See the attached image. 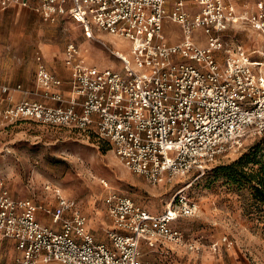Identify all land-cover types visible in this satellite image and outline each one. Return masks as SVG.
Masks as SVG:
<instances>
[{"label":"built area","instance_id":"obj_1","mask_svg":"<svg viewBox=\"0 0 264 264\" xmlns=\"http://www.w3.org/2000/svg\"><path fill=\"white\" fill-rule=\"evenodd\" d=\"M28 7L57 23L68 17L122 62V70L81 62L72 42L64 51L70 68V97L63 80L35 54L34 79L47 99L0 98V120H31L48 126L91 132L110 147L131 171L151 184L171 181L237 150L247 136L264 132V53L259 64L242 46L223 37L239 22L251 23L264 37V0L258 12L237 10L236 0H0V10ZM181 28L167 40L164 22ZM201 27L206 45L194 40ZM96 31L130 41L129 55L113 49ZM259 65V66H258ZM20 87V86H18ZM8 93L9 87L2 86ZM107 189L103 203L111 227L97 240L82 209L64 195L51 208L31 197H16L0 180V238L15 246L10 264H151L142 244L184 243L173 221L193 214L196 204L177 192L165 211L152 214L131 197ZM44 211L51 220L39 216ZM185 245L199 250L192 242Z\"/></svg>","mask_w":264,"mask_h":264},{"label":"rangeland","instance_id":"obj_2","mask_svg":"<svg viewBox=\"0 0 264 264\" xmlns=\"http://www.w3.org/2000/svg\"><path fill=\"white\" fill-rule=\"evenodd\" d=\"M258 1L236 0L237 10L244 15L256 13ZM12 17L13 14L7 15L3 26L5 30L15 31L19 39L15 44L0 40V84L21 83L25 89H33L35 50H44L42 46L47 45L49 54L45 52V55L50 62H56L70 42L79 48L82 63L122 70L118 58L88 38L82 27L68 17L50 23L26 12L18 17L17 24ZM95 33L113 49L129 55L130 41L106 31ZM164 35L167 40L179 39L181 28L166 19ZM193 36L196 43L206 45L201 27L194 30ZM223 37L229 44L244 47L254 62H262L264 37L251 23L239 22L225 31ZM10 44L20 57L16 63L8 53ZM255 149L264 162V132L256 137L247 136L237 150L204 171L192 170L154 185L128 169L110 144L91 132L31 120L12 123L0 120V180L14 196L31 197L44 209L55 204L58 194L74 201L87 215L88 225L99 241L107 240L104 229L112 225L103 203L107 189L102 180L112 190L131 197L156 215L164 212L182 190L181 194L196 204L193 214L179 215L173 221L181 230L184 243H143L144 259L151 264H264V203L254 196L255 183L246 178L234 183L225 175L227 170H217ZM258 166L247 163L244 171L256 173ZM43 221L52 223L50 217ZM186 242L199 245V250L187 247ZM15 252L12 241L0 238V264H10Z\"/></svg>","mask_w":264,"mask_h":264},{"label":"crops","instance_id":"obj_3","mask_svg":"<svg viewBox=\"0 0 264 264\" xmlns=\"http://www.w3.org/2000/svg\"><path fill=\"white\" fill-rule=\"evenodd\" d=\"M4 11H6V10L4 9ZM26 12H29L31 14H36L39 17V15L37 13H35L32 9H30L28 7L20 6L18 4H13V5L9 6L7 8L6 13L5 12H0V40L3 39V41L9 42V43H13V44L18 43L19 37L17 36L15 31L5 30V28L3 26V20L7 17V15L13 14L14 17H12V18L15 19L14 23L17 24L18 17H20L22 14L25 15ZM42 48L44 50H41L40 48H38L37 50H35V52L33 54V61H34L35 65H36L35 54L39 52V53L42 54L43 60L45 61L48 69L51 70L52 72H54L57 76H59L63 80L64 83L60 87V91L63 92L64 96L70 97L71 91H70V88H69V85H68V81L70 79V75H71L70 71L71 70L64 63V51L65 50L60 52V56L59 57H61V59L57 60L56 62H54V61L50 62L49 59L46 56V55L49 54L47 45L42 46ZM15 50L16 49H14V46L12 44H10L8 53L11 56L13 63H16L19 60V58H20V57L18 58V55H16L17 53H16ZM45 52L47 53L46 55H45ZM35 69H36V67H35ZM34 72H35V70H34ZM2 86H8L9 87V92L8 93L2 92ZM18 86H20V87H18ZM21 95H22V97H21ZM0 98L6 99V103H15V102H18L21 99L29 98V99L45 101V102H47L49 104H57V102L52 101L51 99H47V98L44 97L43 89L36 84L35 79H34V88L33 89H25L21 85V83L10 84V83H5L4 82V83L0 84ZM39 216L41 217L42 221L48 219V217H49L44 211H41ZM164 241H166V240H164ZM166 242H170V241H166ZM171 243H173V242H171Z\"/></svg>","mask_w":264,"mask_h":264},{"label":"trees","instance_id":"obj_4","mask_svg":"<svg viewBox=\"0 0 264 264\" xmlns=\"http://www.w3.org/2000/svg\"><path fill=\"white\" fill-rule=\"evenodd\" d=\"M247 163L258 164L259 168L256 173H247L244 167ZM217 170H227V175L234 183H240L243 178L248 182H254L253 193L255 198L264 203V162L259 158L258 151L255 149L252 152L243 154L238 160L232 162L227 166H220ZM247 174V177H245Z\"/></svg>","mask_w":264,"mask_h":264}]
</instances>
